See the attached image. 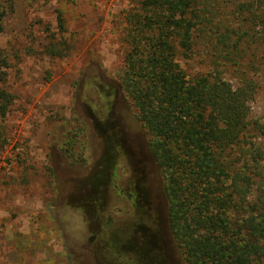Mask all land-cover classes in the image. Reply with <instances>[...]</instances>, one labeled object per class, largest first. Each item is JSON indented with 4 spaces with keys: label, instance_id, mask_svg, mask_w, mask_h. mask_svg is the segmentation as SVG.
Masks as SVG:
<instances>
[{
    "label": "rangeland",
    "instance_id": "rangeland-1",
    "mask_svg": "<svg viewBox=\"0 0 264 264\" xmlns=\"http://www.w3.org/2000/svg\"><path fill=\"white\" fill-rule=\"evenodd\" d=\"M12 2L0 31L4 87L15 98L0 149V264H184L157 197L163 179L149 136L120 103L126 14L136 0ZM243 45L257 85L250 119L264 122V45ZM212 54L199 41L180 60L186 77L213 73ZM222 78L240 77L223 70ZM141 176L147 202L135 189Z\"/></svg>",
    "mask_w": 264,
    "mask_h": 264
},
{
    "label": "trees",
    "instance_id": "trees-1",
    "mask_svg": "<svg viewBox=\"0 0 264 264\" xmlns=\"http://www.w3.org/2000/svg\"><path fill=\"white\" fill-rule=\"evenodd\" d=\"M12 7L0 2V31ZM250 39L264 45V0H136L126 14L120 103L149 136L184 264H264V122L250 119ZM199 41L212 50L213 73L188 79L180 60ZM6 68L0 54V149L15 99ZM223 70L240 78L226 81Z\"/></svg>",
    "mask_w": 264,
    "mask_h": 264
},
{
    "label": "flooded vegetation",
    "instance_id": "flooded-vegetation-1",
    "mask_svg": "<svg viewBox=\"0 0 264 264\" xmlns=\"http://www.w3.org/2000/svg\"><path fill=\"white\" fill-rule=\"evenodd\" d=\"M134 164L136 165H139L140 164V162L139 161H134ZM140 177V176H139ZM143 183H145V181H144V178L141 176V178H138V180H136V184H135V189H136V192H137V194H138V191L140 192V193H144V196H145V202H147L146 201V196H147V198L149 199V195H148V190H147V187H146V183H145V185L143 186ZM158 192H159V195L157 196L158 198H159V202H160V200L163 202V194H162V191H161V187H160V185H159V190H158ZM140 195V194H139ZM143 196V197H144ZM139 203H140V206H141V201H139ZM161 204V203H160ZM163 205V204H162ZM163 215H164V213H163V209H162V218H163ZM163 221H164V219H163ZM165 223V222H164ZM153 232H151V234H150V238H152V239H154L155 241H158V236L160 235L161 236V234H160V231L157 229V230H152ZM148 241V240H147Z\"/></svg>",
    "mask_w": 264,
    "mask_h": 264
}]
</instances>
